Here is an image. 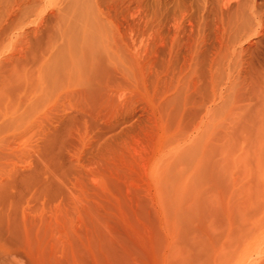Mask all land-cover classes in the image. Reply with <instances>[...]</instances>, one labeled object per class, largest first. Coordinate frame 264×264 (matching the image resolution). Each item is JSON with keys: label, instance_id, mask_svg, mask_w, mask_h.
Wrapping results in <instances>:
<instances>
[{"label": "rangeland", "instance_id": "1", "mask_svg": "<svg viewBox=\"0 0 264 264\" xmlns=\"http://www.w3.org/2000/svg\"><path fill=\"white\" fill-rule=\"evenodd\" d=\"M245 1L219 24L215 0H0L21 151L0 261L140 264L164 232L264 229V1Z\"/></svg>", "mask_w": 264, "mask_h": 264}, {"label": "bare ground", "instance_id": "2", "mask_svg": "<svg viewBox=\"0 0 264 264\" xmlns=\"http://www.w3.org/2000/svg\"><path fill=\"white\" fill-rule=\"evenodd\" d=\"M208 1V0H207ZM216 2L214 3L215 5H212V6H215L214 11L217 12V14H220L219 16H222V17H219V19H217V21H219V24H220V21H222L224 18L223 16L226 15V14H229L230 11L229 9L231 8V3L232 5L233 2L235 3V10H234V7H232L233 9V12L234 11H239L240 13V10L243 11L244 10V6H246V3L247 1L245 0H215ZM243 1V2H242ZM250 1V0H249ZM264 1V0H263ZM213 2V1H212ZM204 4V3H203ZM206 4V3H205ZM204 4V5H205ZM210 4V3H208ZM212 4V3H211ZM249 4V3H248ZM264 4V2L262 3ZM251 7L253 5L254 7V4H250ZM211 7V6H210ZM249 7V5H247L245 7V9ZM252 8H249L251 10H253V13L255 14V10ZM207 8V7H206ZM212 9V10H213ZM247 10V9H246ZM244 10L243 12L246 13ZM213 11V12H214ZM250 11V10H249ZM248 11V12H249ZM247 12V16L249 15V13ZM259 12V11H258ZM216 14V15H217ZM263 14L262 12H260V15L258 13L259 16H264V15H261ZM230 15V14H229ZM228 17V19L230 20L231 22V18L233 17ZM246 15V14H244ZM208 16V15H207ZM251 16V12H250V15L248 17ZM254 16V15H253ZM257 16V15H255ZM254 16V17H255ZM237 17H238V14H237ZM240 17V16H239ZM213 18V17H212ZM222 18V19H221ZM247 18V17H246ZM245 18V19H246ZM253 18L252 16L250 17V19ZM260 17L257 18V20L259 19ZM263 18V17H262ZM209 19V18H208ZM238 19V18H237ZM248 19V18H247ZM256 19V18H255ZM261 19V18H260ZM200 20V19H199ZM233 20V18H232ZM239 20V19H238ZM242 19L240 18L239 22L241 21ZM252 22H254L253 19H251ZM263 20V19H262ZM237 21V20H236ZM244 21L245 20H242L243 24H244ZM206 22V21H205ZM212 22V21H211ZM209 22V23H211ZM247 22V20L245 21ZM256 22V21H255ZM261 22V20L257 21V24ZM224 23V22H223ZM234 23V22H233ZM233 26V29L236 30L237 28H234V27H237V26H234L236 24H234ZM238 23V22H237ZM249 23V21L247 22ZM200 24V23H199ZM202 24V23H201ZM228 24V23H227ZM230 24V25H231ZM241 24V22H240ZM239 24V25H240ZM243 24H241L242 26H239L238 28L241 29L240 27H243ZM204 25V24H203ZM208 25V24H207ZM229 25V24H228ZM227 25V28L230 26ZM238 25V24H237ZM245 25H247L245 23ZM250 25V23H249ZM231 26V28H232ZM246 26H244L245 28ZM264 27V26H263ZM219 28V27H218ZM243 30H247V27ZM250 29V26L248 28V30ZM262 28H260L259 30L261 31ZM215 30V29H214ZM222 29V31H220V34L223 32H225L226 30ZM229 31L232 30V29H228ZM228 30L226 31L228 34H225V35H229L230 36V32H228ZM257 30V29H256ZM264 30V29H262ZM233 31V30H232ZM251 29L249 31H246V32H250ZM254 31V30H253ZM216 32V31H215ZM257 32V31H256ZM256 32H250V34L252 35L255 34ZM263 32V31H262ZM234 34V32H232ZM237 33V32H236ZM239 33V32H238ZM237 33V34H238ZM241 33V32H240ZM239 33V34H240ZM264 33V32H263ZM237 34H235V37H238ZM238 34V35H239ZM244 34V32L242 31V33L240 34V36ZM257 34V33H256ZM259 34V33H258ZM217 35V34H216ZM221 35V36H222ZM246 35V34H245ZM249 35V34H247ZM243 36V35H242ZM241 39V37H239ZM231 40H235L236 38H234V35H232V38H230ZM228 41V40H227ZM237 42L239 41L236 40ZM231 42V41H230ZM249 44V43H247ZM224 45V44H223ZM222 45V46H223ZM226 48V46H225ZM232 48V47H231ZM235 50V48H232ZM231 49V50H232ZM242 49V48H241ZM227 50V49H226ZM246 50V49H245ZM236 51V50H235ZM226 52V51H225ZM228 52L230 51H227L226 53L228 54ZM226 53H223V54H226ZM235 53V52H233ZM231 55V54H230ZM235 55V54H233ZM237 61V60H236ZM232 69V68H231ZM233 70V69H232ZM231 88V87H230ZM234 91V90H233ZM227 94V93H226ZM228 95V94H227ZM234 95V94H233ZM231 96V94L229 95ZM227 97V96H226ZM239 98V97H237ZM235 99V98H234ZM236 100V99H235ZM238 101V99H237ZM234 104V103H233ZM237 109V107H236ZM241 109V108H239ZM231 110V109H230ZM233 111V110H231ZM229 112V111H228ZM241 112V111H240ZM238 113V112H237ZM232 114V113H230ZM239 116V114H238ZM0 120H1V123H0V171L1 169L3 168L4 170V166L7 167L8 169V166L6 165H9V164H6L7 161L9 160V163L12 161H10L11 159L16 158V154L18 156V153L21 152H12V141H10V144L8 143V140L9 138H14L17 136V132L18 129L16 130V128H18V125H16L15 123V120L9 116H7V114L5 115H1L0 116ZM21 133V132H20ZM22 135V134H21ZM24 135V134H23ZM19 138V137H18ZM12 142V143H11ZM14 144L13 143V147H14ZM16 148V147H15ZM12 153H14L15 155H13V157H10L12 156ZM21 155V154H20ZM24 156V155H23ZM20 157V156H19ZM10 158V159H9ZM24 158V157H23ZM14 160V159H13ZM11 165V164H10ZM9 165V166H10ZM6 169V168H5ZM10 171V170H9ZM2 172V171H1ZM4 172V171H3ZM2 172V174H3ZM5 173H8L5 171ZM11 173V172H10ZM0 174V175H2ZM13 174V172H12ZM11 174V175H12ZM5 175V174H4ZM13 176V175H12ZM12 176H10L9 178H11ZM1 179H2V176H0ZM5 178V176L3 177ZM14 178V176L12 177ZM0 179V181H1ZM11 181V184H13L14 186H16L14 183L17 181H14L13 179H10ZM8 180H6L7 182ZM14 181V183H13ZM25 181V180H24ZM5 182V181H4ZM6 182H5V186L7 187L6 185ZM3 183H1L0 185H2ZM9 184V183H8ZM10 185V184H9ZM11 186L13 187L12 190L15 191L14 189V186ZM3 186V187H2ZM1 188L2 189H7L6 187H4V185H2ZM9 186V188H11ZM0 188V189H1ZM8 188V189H9ZM2 189H1V192H2ZM7 189V190H8ZM13 191V192H14ZM0 192V193H1ZM23 192V191H22ZM2 194V193H1ZM10 194V193H9ZM17 194V193H15ZM23 194V193H22ZM2 196V195H1ZM6 197V196H5ZM25 197V196H24ZM3 198V197H2ZM15 199V198H14ZM12 201V200H11ZM10 202V201H9ZM15 202V201H14ZM17 202V201H16ZM19 205V204H18ZM15 206V205H14ZM11 207V206H10ZM16 207V206H15ZM10 212V211H9ZM24 214V213H23ZM25 218V217H24ZM25 219H23L24 221ZM233 220V219H232ZM26 222V221H25ZM25 222H23L24 224H26ZM229 222V221H228ZM235 222V220H234ZM230 223V222H229ZM238 223V222H235V224ZM233 223H230L228 224V226L226 225L225 227L224 226H220L219 228H192L191 230H187V231H168V232H164L163 233V238L161 237V241L158 242L157 240V243L160 247V249H162V253H157V254H152L150 255V257L148 256V258L145 260V262H141L140 264H264V229L262 228H257V227H254V226H247L241 222H239L237 225L233 224ZM25 227V225H24ZM222 227V228H221ZM21 228V226H20ZM23 228V227H22ZM27 228V225L25 227V229ZM27 230V229H26ZM167 231V230H166ZM25 232V231H24ZM162 233V232H161ZM25 234V233H24ZM148 234V233H147ZM27 235V233H26ZM28 236H26L27 238ZM133 237V236H132ZM135 238V237H134ZM163 239V240H162ZM134 241V240H133ZM25 242V240H24ZM28 242V241H27ZM155 243V242H154ZM26 244L28 243H25V246ZM29 245V244H28ZM149 245V244H147ZM155 246V245H154ZM158 247V246H157ZM23 248L26 250L27 248H25L23 246ZM151 248V247H150ZM23 249V251H24ZM28 250V249H27ZM24 251V252H27ZM159 250V248H158ZM30 252V251H29ZM28 252V253H29ZM157 252H161V251H157ZM12 255V254H11ZM24 255V254H23ZM10 258V257H9ZM27 259V258H26ZM1 260V259H0ZM25 260V258H24ZM142 260V258H141ZM13 261V260H12ZM24 262V261H23ZM135 263V262H134ZM0 264H13V263H9V261L7 262H4V261H0Z\"/></svg>", "mask_w": 264, "mask_h": 264}]
</instances>
